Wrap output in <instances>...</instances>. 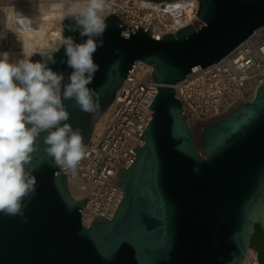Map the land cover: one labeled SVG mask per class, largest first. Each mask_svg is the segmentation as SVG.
Returning a JSON list of instances; mask_svg holds the SVG:
<instances>
[{
	"label": "water",
	"instance_id": "water-1",
	"mask_svg": "<svg viewBox=\"0 0 264 264\" xmlns=\"http://www.w3.org/2000/svg\"><path fill=\"white\" fill-rule=\"evenodd\" d=\"M200 28L189 24L153 38L114 14L106 17L99 65L88 85L100 94L95 113L63 100L73 129L89 142L93 125L112 103L133 65L152 66L157 94L152 118L140 136L136 158L113 181L124 194L111 218L86 226V198L71 194L67 174L54 164L41 133L27 165L36 190L26 198L27 223L0 213V264H244L259 225L264 232V84L252 102L206 124L196 139L173 86L186 75L218 62L264 26V0H198ZM75 20L62 35L83 43ZM61 46V45H60ZM48 67L70 82L64 46ZM56 48V49H58ZM36 52L33 62L44 58ZM264 264V261H263Z\"/></svg>",
	"mask_w": 264,
	"mask_h": 264
},
{
	"label": "built area",
	"instance_id": "built-area-1",
	"mask_svg": "<svg viewBox=\"0 0 264 264\" xmlns=\"http://www.w3.org/2000/svg\"><path fill=\"white\" fill-rule=\"evenodd\" d=\"M104 15H119L130 27H142L155 39L154 31L175 34L189 24L200 28L195 0H106ZM188 11V15L186 14ZM164 34V35H165ZM137 64L125 84L117 91L106 114L103 130L94 134L86 146V155L75 174L87 199L88 220L95 216L111 218L124 191L113 181L119 168L128 169L136 158L134 149L142 146L141 135L152 118L149 108L158 84L141 75ZM264 84V26L252 32L228 55L216 63L189 72L174 85L176 97L197 122L211 123L226 116L241 104L250 102ZM206 123V124H208ZM91 220V221H92Z\"/></svg>",
	"mask_w": 264,
	"mask_h": 264
},
{
	"label": "clouds",
	"instance_id": "clouds-1",
	"mask_svg": "<svg viewBox=\"0 0 264 264\" xmlns=\"http://www.w3.org/2000/svg\"><path fill=\"white\" fill-rule=\"evenodd\" d=\"M61 19L75 20L83 43L61 35L67 65L73 69L70 82L63 86L64 75L48 67L56 63L53 53H39L42 61L33 62L23 49L24 59L10 62L9 53H0V213L19 216L27 223L26 198L35 193V177L27 165L36 150V140L46 132V153L54 164L75 174L86 155L79 128L73 129L63 100L74 99L81 111L95 114L100 109V94L90 85L99 71L94 53L104 44L107 29L106 0H61ZM3 33H0V38ZM60 46V47H61Z\"/></svg>",
	"mask_w": 264,
	"mask_h": 264
},
{
	"label": "bare ground",
	"instance_id": "bare-ground-1",
	"mask_svg": "<svg viewBox=\"0 0 264 264\" xmlns=\"http://www.w3.org/2000/svg\"><path fill=\"white\" fill-rule=\"evenodd\" d=\"M195 1L198 2L199 5V1ZM60 3L61 0H0V33H3V37L0 38V53L7 52L9 53L10 62H18L24 59L23 49L29 53L35 54L36 52H47L58 48L60 46L63 23L61 19ZM186 14L188 15V11H186ZM117 16L122 20L119 15ZM122 24L130 26L129 23L123 20ZM164 34L165 33L154 31L153 35L161 38ZM137 64L141 65L143 71L140 73L141 75L143 74L146 75L147 78L153 79L151 65L138 60L131 70L136 67ZM127 77L123 81L121 87L125 84ZM255 94L251 96L252 100L250 102L254 100ZM113 102L114 100L95 121L91 137L95 133H100L103 130V119L106 118V114L111 109ZM183 110L188 125L191 129L192 127L196 129L198 132V139H200L201 130L208 122H197L188 114L186 107H183ZM62 170L67 174L68 186L72 196L77 199L83 198L81 184L77 179L73 178L67 170ZM87 211L88 207L86 204L81 211L82 221L86 226H88L92 220V217L90 220L84 218ZM249 252L250 250L247 255Z\"/></svg>",
	"mask_w": 264,
	"mask_h": 264
},
{
	"label": "trees",
	"instance_id": "trees-1",
	"mask_svg": "<svg viewBox=\"0 0 264 264\" xmlns=\"http://www.w3.org/2000/svg\"><path fill=\"white\" fill-rule=\"evenodd\" d=\"M252 245L255 246L259 254V262L263 264L264 261V232L259 225H256V231L252 238Z\"/></svg>",
	"mask_w": 264,
	"mask_h": 264
},
{
	"label": "rangeland",
	"instance_id": "rangeland-1",
	"mask_svg": "<svg viewBox=\"0 0 264 264\" xmlns=\"http://www.w3.org/2000/svg\"><path fill=\"white\" fill-rule=\"evenodd\" d=\"M106 118H104L103 120L105 121ZM103 121V123H104ZM193 133L195 135V137L198 139V132L196 131V129L194 127H192ZM98 134V133H95ZM82 196L83 193H82ZM86 219V217H84ZM244 264H260L259 262V254L258 251L256 250L255 246L252 245V247L250 248V252L246 257L245 263Z\"/></svg>",
	"mask_w": 264,
	"mask_h": 264
}]
</instances>
